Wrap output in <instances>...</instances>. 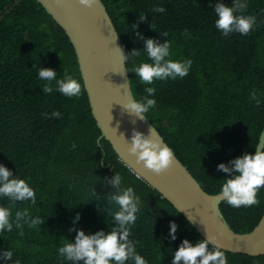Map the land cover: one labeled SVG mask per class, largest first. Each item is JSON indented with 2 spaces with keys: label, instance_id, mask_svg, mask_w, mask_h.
I'll return each instance as SVG.
<instances>
[{
  "label": "trees",
  "instance_id": "16d2710c",
  "mask_svg": "<svg viewBox=\"0 0 264 264\" xmlns=\"http://www.w3.org/2000/svg\"><path fill=\"white\" fill-rule=\"evenodd\" d=\"M102 2L126 52L133 48L143 51V41L134 37L136 30L131 28L142 12L147 19L139 23L138 31L160 42L169 39L173 60L192 59L184 78L154 81L157 106L146 117L204 192L215 196L228 175L218 171L217 164L245 152L254 153L258 133L264 129V0H248L246 14L257 17L255 30L247 36L231 33L228 37L214 25L216 0ZM220 2L231 5V0ZM153 5L164 6L166 12H152ZM165 31L168 37L159 35ZM136 59L139 62L147 57ZM39 66L55 69L57 78L67 69L85 83L64 30L37 0H0V163L27 178L36 190V204L17 202L13 214L15 208L32 206L31 214H40L45 222L39 229L25 226L23 236L17 235L15 228L0 233V248H10L13 260L20 264H70L57 256V248L64 238L74 239L76 233L70 229L77 213L80 220L75 227L86 233L112 227L104 209L108 206L106 197L114 189L106 188L102 181L115 171L143 201L129 238L140 242L137 251L148 264H171V252L183 239L192 243L204 239L168 200L118 160L110 142H99L102 131L86 87L79 98L55 91L45 94L41 90L44 81L37 79ZM129 76L133 94L140 99L145 85L134 73L129 72ZM254 89L259 105L249 96ZM53 110H59L61 117L42 115ZM98 195L100 201L96 200ZM257 195L258 205L233 208L221 204L233 232L250 234L260 225L264 188ZM7 203V198L0 200V204ZM169 221L178 225L175 241L168 238ZM225 254L229 264H264V255Z\"/></svg>",
  "mask_w": 264,
  "mask_h": 264
},
{
  "label": "clouds",
  "instance_id": "9594fccd",
  "mask_svg": "<svg viewBox=\"0 0 264 264\" xmlns=\"http://www.w3.org/2000/svg\"><path fill=\"white\" fill-rule=\"evenodd\" d=\"M79 3L90 8L96 0H79ZM247 8L248 0H231L230 6L216 0L213 8L216 15L215 28L224 37H228L231 33L247 36L258 26L257 17L246 14ZM151 11L165 13L166 9L162 5H153ZM146 19L147 15L141 12L137 22L131 26L133 30H136L133 33L134 37L143 41V51L133 48L131 52H125L122 47L116 46L124 65L123 75L125 70L134 73L135 79L145 85V94L140 99H136L131 94V99L122 105L123 110L140 120H145L146 114L157 106L156 88L152 86L154 81L184 78L189 74L193 64L191 58L182 60L171 58L172 42L169 39L160 42L158 39L145 37L138 31L139 23ZM186 32L187 29L184 30V33ZM159 35L168 37L169 34L165 31ZM141 55L146 56L147 60L137 62L136 58ZM37 79L44 81L41 87L43 93L51 94L55 91L67 98H79L86 87L85 83L76 79L67 69L63 70L61 78H57L55 69L39 66ZM132 80L127 81L129 85ZM249 96L257 105L260 104L261 101L255 89L249 93ZM42 115L45 118H60L61 112L53 110L51 113L45 112ZM258 139L259 143L254 153L245 152L226 163L217 164V170L228 175L223 179L219 191L213 198L224 201L233 208L250 207L260 203L257 194L264 188V151L260 150L261 141L264 140V129L259 131ZM130 141L129 153L136 157L137 163L142 162L144 167L154 173L161 174L173 164L174 149L162 139H155L150 133L145 135L134 128ZM75 147L76 144L73 143L72 148ZM99 147L103 149L102 145ZM130 170L137 178L142 179L132 169ZM142 180L145 182L144 179ZM102 183L106 188L111 186L114 189L108 193L106 197L108 206L104 209L106 220L111 218V229L86 233L83 229L75 227L80 220V215L77 213L72 221L73 228L70 229L75 231V237L73 240L64 238L62 245L57 248V256L70 264H81V262L82 264H148V260L137 251V245L140 242L129 238L143 204L140 195L132 186H126L122 175L116 171L111 177H106ZM4 198H7L8 203L0 204V233L12 232L15 228L17 235L23 236L25 226L28 229H39L45 223L40 214L36 212L31 214L29 209L32 206L22 210L15 208L13 214L12 209L17 202L27 201L31 205L36 204V190L27 178L19 177L5 164L0 163V200ZM96 200L100 201L101 196L98 195ZM97 208L98 210L101 208V203L97 204ZM187 221L189 224L192 223L188 217ZM177 231V223L169 221L170 241L177 239ZM171 255V264H229L216 236L207 235L196 243L185 238L178 248L171 252ZM13 256L14 253L10 248H0V264H7L9 260H13ZM13 264H20V261L13 260Z\"/></svg>",
  "mask_w": 264,
  "mask_h": 264
},
{
  "label": "water",
  "instance_id": "95a60500",
  "mask_svg": "<svg viewBox=\"0 0 264 264\" xmlns=\"http://www.w3.org/2000/svg\"><path fill=\"white\" fill-rule=\"evenodd\" d=\"M37 1L64 30L74 50L93 115L102 131L99 142L104 139L110 142L118 159L168 200L186 220L187 217L192 220V227L203 238L216 236L227 252L253 257L264 255V218L254 232L237 234L221 212L224 201L205 193L176 155L165 172L156 174L142 162L137 163L136 157L129 153L134 128L167 142L146 116L140 120L122 108L134 94L131 83L127 82L129 72L125 70L123 75L124 65L116 48L120 46L125 51L123 40L102 0H96L90 8L81 5L79 0ZM260 150L264 151V140Z\"/></svg>",
  "mask_w": 264,
  "mask_h": 264
}]
</instances>
